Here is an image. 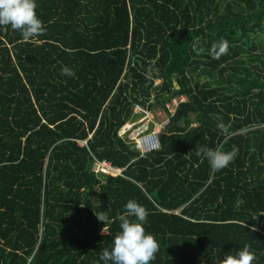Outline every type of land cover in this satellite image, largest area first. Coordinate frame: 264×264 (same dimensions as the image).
<instances>
[{
  "label": "trees",
  "instance_id": "1",
  "mask_svg": "<svg viewBox=\"0 0 264 264\" xmlns=\"http://www.w3.org/2000/svg\"><path fill=\"white\" fill-rule=\"evenodd\" d=\"M37 12L41 36L0 27V264H97L130 199L159 242L150 264H222L244 246L264 264V0H38ZM135 104L167 122L146 155L118 137ZM233 146L220 171L197 154ZM104 160L122 174L96 173Z\"/></svg>",
  "mask_w": 264,
  "mask_h": 264
},
{
  "label": "clouds",
  "instance_id": "2",
  "mask_svg": "<svg viewBox=\"0 0 264 264\" xmlns=\"http://www.w3.org/2000/svg\"><path fill=\"white\" fill-rule=\"evenodd\" d=\"M37 8L38 0H0V27H10L18 31L25 41L43 35L46 27L38 15ZM227 49L228 42L221 40L212 45L209 54L218 59ZM61 75L74 78L76 72L71 67L64 66L61 68ZM144 75L146 79H154V70L150 68ZM217 128L221 132L225 131L223 123H219ZM197 154H202L212 169L220 171L234 161L238 148L233 146L228 151L220 148H202ZM147 215L144 206L130 199L119 217V233L114 237L111 248L102 251L97 264H150L155 260L159 242L152 233L146 231ZM98 219L108 223L106 216H98ZM103 233H106L105 228ZM256 259V254L248 246H244L234 254H225L222 264H254Z\"/></svg>",
  "mask_w": 264,
  "mask_h": 264
},
{
  "label": "built area",
  "instance_id": "3",
  "mask_svg": "<svg viewBox=\"0 0 264 264\" xmlns=\"http://www.w3.org/2000/svg\"><path fill=\"white\" fill-rule=\"evenodd\" d=\"M162 83V79H158L155 82L156 86ZM174 99L172 102L174 105H178L180 102L185 100ZM154 100L151 102L153 103ZM171 103L167 104V108L170 109L172 113L175 112V106L171 108ZM134 116L137 119H132L131 121L125 123L118 131V137L125 140L128 144L133 146L142 155H146L155 152L161 148V138L160 135L164 130L167 122L159 123L156 121L157 117H160L161 111H152L149 108H145L140 104H135L133 108ZM93 170L96 173H104L106 175H121L123 170L112 165L111 162L106 160L97 161L93 166Z\"/></svg>",
  "mask_w": 264,
  "mask_h": 264
},
{
  "label": "rangeland",
  "instance_id": "4",
  "mask_svg": "<svg viewBox=\"0 0 264 264\" xmlns=\"http://www.w3.org/2000/svg\"><path fill=\"white\" fill-rule=\"evenodd\" d=\"M179 99L185 100V98H179ZM179 99H177V100L179 101ZM176 105H177V104H176ZM176 105H174V104L172 103L171 108L173 109ZM161 108H162V107L158 105L155 109H156V111H160ZM159 123H163V122H159Z\"/></svg>",
  "mask_w": 264,
  "mask_h": 264
},
{
  "label": "crops",
  "instance_id": "5",
  "mask_svg": "<svg viewBox=\"0 0 264 264\" xmlns=\"http://www.w3.org/2000/svg\"><path fill=\"white\" fill-rule=\"evenodd\" d=\"M132 119H137V116H134V113H133L132 118H131L129 121H131ZM129 121H127V122H129ZM127 122H126V123H127Z\"/></svg>",
  "mask_w": 264,
  "mask_h": 264
},
{
  "label": "bare ground",
  "instance_id": "6",
  "mask_svg": "<svg viewBox=\"0 0 264 264\" xmlns=\"http://www.w3.org/2000/svg\"><path fill=\"white\" fill-rule=\"evenodd\" d=\"M107 229V228H106ZM108 232V231H107Z\"/></svg>",
  "mask_w": 264,
  "mask_h": 264
},
{
  "label": "water",
  "instance_id": "7",
  "mask_svg": "<svg viewBox=\"0 0 264 264\" xmlns=\"http://www.w3.org/2000/svg\"><path fill=\"white\" fill-rule=\"evenodd\" d=\"M177 84V83H176ZM179 88V87H178Z\"/></svg>",
  "mask_w": 264,
  "mask_h": 264
}]
</instances>
